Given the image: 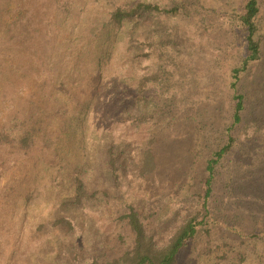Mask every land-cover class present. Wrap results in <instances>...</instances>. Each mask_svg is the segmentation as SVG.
I'll list each match as a JSON object with an SVG mask.
<instances>
[{"label":"rangeland","instance_id":"1","mask_svg":"<svg viewBox=\"0 0 264 264\" xmlns=\"http://www.w3.org/2000/svg\"><path fill=\"white\" fill-rule=\"evenodd\" d=\"M128 1L0 0V264H106L133 243L131 208L163 246L203 207L205 135L230 120L246 0L113 30L110 12ZM154 73L141 102L137 81ZM244 86L262 125L220 168L216 224L178 264H264V52ZM147 150L156 168L141 176ZM75 171L92 195L78 206Z\"/></svg>","mask_w":264,"mask_h":264},{"label":"trees","instance_id":"2","mask_svg":"<svg viewBox=\"0 0 264 264\" xmlns=\"http://www.w3.org/2000/svg\"><path fill=\"white\" fill-rule=\"evenodd\" d=\"M197 4H199L198 0H184L173 6L165 7L141 0L128 1L122 5L119 4L110 12L109 25L113 30H122L130 24L139 25L143 20H150L148 23H153L157 17L161 16L169 18L189 16L198 6ZM263 5L264 0H246L238 15L237 27L240 29L243 40V55L239 66L233 68L229 75L230 102L228 108L230 120L221 129L217 130L214 127L213 130H210V134L205 135L208 142L205 150L209 152V158L207 157V161L202 164V172L205 176L202 209L191 215L167 244L160 246L155 235L147 232L141 215L131 208V211L124 218L133 233V243L122 255L108 260L106 264H178L179 256L189 242L201 232L209 233L213 229L216 221L213 219L215 211L211 210V199L215 185L218 183V176L221 173L220 168L225 166L228 158L234 154L240 145L253 140V135H249V130H254L252 125H262V120L255 116L256 110L246 93L244 79L252 67L259 63L263 57ZM155 43L149 45L155 47ZM157 76L159 77V74L154 73L151 76L145 75L138 79L136 95H138L139 101H146L144 95L148 91L149 83L157 81ZM126 118L129 120L130 114ZM139 120H143V118L140 117ZM41 132V126L27 131L22 137V145H34ZM254 132L258 135L262 133L261 130ZM144 157L145 161L140 168L141 176L152 173L156 168L154 152L147 150ZM112 165H115V160L112 161ZM69 182L73 189L72 206L81 205L84 199L92 197L78 171L72 174ZM57 223L73 230L72 222L66 218L59 219Z\"/></svg>","mask_w":264,"mask_h":264}]
</instances>
